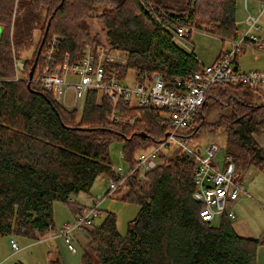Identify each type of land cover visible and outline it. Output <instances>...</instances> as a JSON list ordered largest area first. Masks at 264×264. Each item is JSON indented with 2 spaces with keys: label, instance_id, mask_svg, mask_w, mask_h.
I'll return each mask as SVG.
<instances>
[{
  "label": "trees",
  "instance_id": "1",
  "mask_svg": "<svg viewBox=\"0 0 264 264\" xmlns=\"http://www.w3.org/2000/svg\"><path fill=\"white\" fill-rule=\"evenodd\" d=\"M263 2L264 0H255ZM237 0H0V237L18 235L37 240L55 228L53 207L68 204L75 218L85 206L71 202L89 193L96 180L117 178L109 147L125 142L124 157L131 168L135 155L163 143L171 132L159 110L118 105L121 120H111L112 102L97 92L87 95L82 112L62 108L53 95L28 80L50 23L41 54L50 38L58 36L63 57L78 59L86 45L106 44L128 54L122 77L133 71L138 77L158 74L175 89L177 78L201 70L195 54L179 47L168 29L187 24L216 35L222 41L241 37L236 21ZM100 20L106 39L93 36L89 20ZM39 41L20 77L15 62ZM191 38V33L187 40ZM253 86H214L206 95L188 138L201 128L226 129L228 145L249 155L252 164L264 169V149L255 136L264 133V104L255 101ZM214 107L227 112L206 124ZM133 120V121H131ZM143 134V136H141ZM146 174L135 173L126 181V202L139 207L137 217L122 236L117 218L106 214L100 226L87 229L88 248L83 264H256L264 240L240 237L231 219L223 214L218 227L204 222L197 190L195 161L177 151ZM24 264V263H17ZM50 264H63L52 260Z\"/></svg>",
  "mask_w": 264,
  "mask_h": 264
},
{
  "label": "built area",
  "instance_id": "2",
  "mask_svg": "<svg viewBox=\"0 0 264 264\" xmlns=\"http://www.w3.org/2000/svg\"><path fill=\"white\" fill-rule=\"evenodd\" d=\"M253 2L255 0H243L247 12L246 28L241 32L239 40L232 41L233 49L224 52L213 64L203 65L201 70L191 76L175 79V89L168 87L158 74L138 77L133 71L132 74L128 71L122 77L116 68H126L128 54L106 44H88L83 56L73 60L69 56L61 55L62 40L58 36L49 39L41 54L38 76L33 77L32 81L51 93L62 108L82 112L87 95L94 91L97 92L99 100L106 95L112 102L110 118L115 122L121 120L117 108L124 103L131 107L159 110L171 129L163 143L149 151L141 152L135 158L136 166L131 168L130 172L112 178L106 197L123 187L127 179L135 173L139 174L141 181L145 180L146 174L161 163L162 156H167L164 151L169 152L171 147H175L195 161L194 178L197 190L193 198L204 205V209L200 211L204 222L212 224L216 217L223 214L232 220L235 216L233 211H227V204L239 200L243 195L251 198L245 186L236 180L234 158L228 154L223 167L217 165L214 159L220 148L211 145L204 153H199L190 145L187 134L205 104L207 92L211 87L264 85V70L245 71L236 65V56L243 51L246 44H253L264 50V37L256 34L261 31L264 1L258 2L259 15H255L254 10L250 8ZM195 30L187 24H179L173 30L168 29L175 43L187 39ZM24 66L22 59H16L15 67L19 77L24 71ZM98 207V204L86 207L83 214L75 218V224L66 225L58 235L65 239L70 251H76L71 241L74 232L95 226V221L100 216ZM12 248L19 250L13 240Z\"/></svg>",
  "mask_w": 264,
  "mask_h": 264
},
{
  "label": "rangeland",
  "instance_id": "3",
  "mask_svg": "<svg viewBox=\"0 0 264 264\" xmlns=\"http://www.w3.org/2000/svg\"><path fill=\"white\" fill-rule=\"evenodd\" d=\"M251 9L258 8V2L250 6ZM247 12L244 9L243 0H237L236 4V21L238 29L246 28L245 19ZM89 27L93 36H98V39L104 41L106 39V32L103 31V26L100 20H89ZM262 28L261 32H257L258 36L264 35V15L260 21ZM40 33L36 32L34 41L23 51L18 59L25 61L30 59L39 41ZM177 45L184 48L187 52H193L198 60L210 65L215 62L218 56L226 50H230L232 42L229 40L222 41L220 37L206 32V29L195 30L191 34V38L178 40ZM187 47H186V46ZM233 49V47H232ZM246 49V51H245ZM245 51V52H244ZM240 54V53H239ZM240 68L245 71L249 70H264V50L253 46L244 48L242 54L239 55ZM133 72L131 71L130 74ZM256 90L255 101L258 104H264V85H254ZM227 112L225 108L214 107L206 114V124L214 123L220 116ZM195 128H190L188 132L194 131ZM190 145L205 152L206 148L211 145H217L220 150L217 153L214 162L221 167L224 165L226 155L230 154V147L228 145L227 130H208L201 128L194 136L190 138ZM154 146H149L147 149L140 150L136 153L135 158L143 151H149ZM125 142L115 140L109 147L110 160L117 175H126L131 170L130 164L125 160L123 155ZM175 147L171 150L164 151L167 157H172L177 153ZM234 162L236 165L237 182L242 183L247 193L251 198H242L240 201L229 202L227 204V211L233 210L234 218L231 220L233 224L242 221L247 223L254 229L262 231L264 227V169L252 164L249 155L237 148L232 149ZM161 159L160 162H162ZM111 178L102 175L93 185L89 193H82L77 202L80 205H99L100 216L95 221V226H100L106 214H114L117 218L118 231L122 236L127 233L128 225L133 221L139 212V207L136 203L126 202L123 200L125 193L128 191L125 185L111 196L106 197L110 190ZM77 197V196H76ZM234 204V205H233ZM92 206V207H93ZM234 206V207H232ZM55 228L46 235L40 236L37 240L27 239L18 235L0 237V264H50L52 260H60L63 264H83L84 250L93 256L95 253L88 248L89 239L87 236V229L75 231L72 238V244L76 249L75 252L69 250L65 239L56 235L61 234L62 229L66 225L73 226L75 224V217L71 207L62 202H56L53 207ZM222 216L216 217L212 225L218 227L222 222ZM245 222V223H244ZM94 228V227H92ZM264 229V228H263ZM48 238V239H47ZM47 239V240H46ZM13 240L19 247L16 251L12 248ZM256 264H264V245L260 246L256 253Z\"/></svg>",
  "mask_w": 264,
  "mask_h": 264
},
{
  "label": "crops",
  "instance_id": "4",
  "mask_svg": "<svg viewBox=\"0 0 264 264\" xmlns=\"http://www.w3.org/2000/svg\"><path fill=\"white\" fill-rule=\"evenodd\" d=\"M255 2H253V4H254ZM253 10H254V14L255 15H259V11H258V8H253ZM263 18V17H262ZM243 30H240V32H242ZM261 31H262V28H261ZM260 31V32H261ZM263 37H264V35H263ZM230 42H232V41H230ZM179 46V45H178ZM186 46V45H185ZM230 46H231V49L230 50H232V47H233V42H232V45L230 44ZM249 46H253V47H256V46H254L253 44L252 45H247L246 44V46L244 47V48H246V47H249ZM180 47V46H179ZM187 47V46H186ZM257 48V47H256ZM183 50H185L184 48H182ZM258 49H260V48H258ZM230 50H226V51H223L219 56H218V58L224 53V52H228V51H230ZM244 50V49H243ZM186 51V50H185ZM245 51H246V49H245ZM244 51V52H245ZM187 52V51H186ZM243 52V51H242ZM242 52L240 53V54H242ZM188 53H192V52H188ZM240 54H238L237 56H236V65L238 66V68L239 69H241L240 68V62H239V55ZM197 57V56H196ZM217 58V59H218ZM198 59V58H197ZM216 59V60H217ZM215 60V61H216ZM199 61V60H198ZM200 62V61H199ZM201 63V62H200ZM202 65H205V64H203V63H201ZM242 70V69H241ZM250 71V70H249ZM255 138H256V141H257V143L264 149V133H262L261 135H256L255 136ZM80 195L81 194H79V195H77V197L76 196H73L72 198H71V202H73V203H77L78 204V202H77V198H79L80 197ZM247 197V196H246ZM242 198H245L244 196H242L241 198H239V200L238 201H240ZM247 198H249V197H247ZM237 201V202H238ZM96 203H94V205H95ZM78 205H80V204H78ZM234 205V204H233ZM81 206H84V205H81ZM93 206V205H92ZM91 205H85V207H92ZM232 207H234V206H232ZM231 211H233V210H231ZM245 223V222H244ZM232 226H233V229H234V231L240 236V237H242V238H246V239H250V240H264V227L262 228V231L261 232H259V230H256V229H254L251 225H249V224H247V223H245V224H243L242 223V221H240V222H238V223H236V224H233L232 223ZM58 235H56V237H57ZM58 238V237H57ZM48 239V238H47ZM46 239V240H47ZM11 242H12V240H11Z\"/></svg>",
  "mask_w": 264,
  "mask_h": 264
},
{
  "label": "water",
  "instance_id": "5",
  "mask_svg": "<svg viewBox=\"0 0 264 264\" xmlns=\"http://www.w3.org/2000/svg\"><path fill=\"white\" fill-rule=\"evenodd\" d=\"M49 28H50V23L48 24L47 28H46V31H45V36L43 38V41H42V45L40 46L39 48V51H38V54H37V58H36V61H35V64L33 65L31 71H30V74H29V80H28V87L30 88L31 86V82L33 80V77H34V73H35V70H36V65H37V61H38V57L40 56V53H41V50H42V47L44 45V42H45V38L48 34V31H49ZM2 35V27L0 26V37ZM141 136H143V134H141ZM168 136V135H167ZM198 152L200 153V150H198Z\"/></svg>",
  "mask_w": 264,
  "mask_h": 264
},
{
  "label": "bare ground",
  "instance_id": "6",
  "mask_svg": "<svg viewBox=\"0 0 264 264\" xmlns=\"http://www.w3.org/2000/svg\"><path fill=\"white\" fill-rule=\"evenodd\" d=\"M48 35V34H47ZM46 39V38H45ZM89 95V94H88Z\"/></svg>",
  "mask_w": 264,
  "mask_h": 264
}]
</instances>
